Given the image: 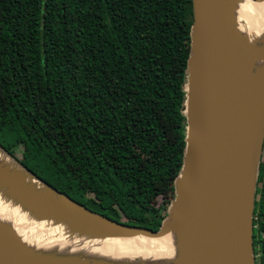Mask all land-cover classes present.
Instances as JSON below:
<instances>
[{"label":"trees","instance_id":"16d2710c","mask_svg":"<svg viewBox=\"0 0 264 264\" xmlns=\"http://www.w3.org/2000/svg\"><path fill=\"white\" fill-rule=\"evenodd\" d=\"M191 22V0H0V147L95 213L156 230L182 165ZM252 247L264 264L263 161Z\"/></svg>","mask_w":264,"mask_h":264},{"label":"water","instance_id":"95a60500","mask_svg":"<svg viewBox=\"0 0 264 264\" xmlns=\"http://www.w3.org/2000/svg\"><path fill=\"white\" fill-rule=\"evenodd\" d=\"M229 6L230 0H191L192 22L181 107L185 116V146L182 165L173 181V199L168 205L169 214L173 205L175 211H180L190 203L207 226L197 250L195 235L185 237L191 247L187 254L193 257L190 264H255L252 214L257 158L264 138V107L256 120L259 140L253 153L250 121L237 92V81L219 55L217 32L228 17ZM236 39L237 36L233 38ZM248 86L262 90L264 82L250 81ZM0 150L37 181L62 195L1 147ZM65 198L74 204L68 215L83 218L85 226L102 235L131 237L143 232L159 237L171 229L166 221L156 230L114 221ZM0 264L47 263L38 261L17 236L0 224Z\"/></svg>","mask_w":264,"mask_h":264},{"label":"bare ground","instance_id":"6f19581e","mask_svg":"<svg viewBox=\"0 0 264 264\" xmlns=\"http://www.w3.org/2000/svg\"><path fill=\"white\" fill-rule=\"evenodd\" d=\"M258 1L230 0L228 17L217 32L219 55L237 81V92L250 121L253 153L259 140L256 120L264 107V88L248 86L250 81L264 82V3L257 12L251 9ZM235 36L238 39L233 40ZM73 207L71 201L37 181L0 150V224L17 236L40 262L190 264L193 257L187 254L191 247L185 237L195 235L197 250L207 233V226L190 203L180 211H175L173 205L166 221L171 229L159 237L143 232L131 237L102 235L85 226L83 218L68 215ZM53 210L57 214H52ZM25 227L32 228L34 233L22 234L20 231Z\"/></svg>","mask_w":264,"mask_h":264},{"label":"rangeland","instance_id":"374dc122","mask_svg":"<svg viewBox=\"0 0 264 264\" xmlns=\"http://www.w3.org/2000/svg\"><path fill=\"white\" fill-rule=\"evenodd\" d=\"M14 154H15V158H16V160L17 159H22V157H21V155H20V152H14ZM257 161H258V163H260L261 161H263L264 162V147H262L261 148V151H260V153H259V155H258V158H257ZM17 162H19L18 160H17ZM20 163V162H19ZM22 165V164H21ZM49 180V183L51 184V185H53V186H57L59 183H60V181L58 180V179H56V178H49L48 179ZM173 195H174V190H173ZM173 195L171 196V197H169V204H170V202L172 201V199H173ZM163 201V199H161L160 197H158L157 199H156V202H155V204L156 205H158L159 203H161ZM169 207L170 206H166V208H165V210H164V212L162 211V214H163V217H162V220H161V222H160V224H162V223H164L165 221H166V218H167V216H168V209H169ZM121 219H123V218H121ZM24 223L25 224H27V222H25L24 221ZM31 223V222H30ZM7 224H9L10 225V223H9V221H7ZM33 225V224H32ZM26 228V229H25ZM25 228H23V229H21L22 231H20L22 234L24 233L26 236L28 235L27 234V232L29 231L31 234L32 233H34V231L32 230V228H29V227H25ZM36 228H38V227H36ZM40 230L39 231H36L37 232V234H39V232L41 231V228H39ZM26 231V232H25ZM122 264H127L126 262H123Z\"/></svg>","mask_w":264,"mask_h":264}]
</instances>
